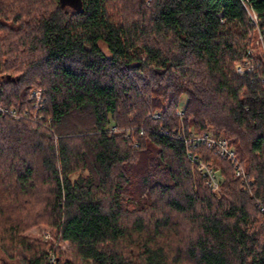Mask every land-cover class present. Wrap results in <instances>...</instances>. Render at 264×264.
Instances as JSON below:
<instances>
[{
    "label": "trees",
    "instance_id": "trees-1",
    "mask_svg": "<svg viewBox=\"0 0 264 264\" xmlns=\"http://www.w3.org/2000/svg\"><path fill=\"white\" fill-rule=\"evenodd\" d=\"M246 8L264 36V0H0L8 258L264 264V55ZM189 133L227 139L244 177ZM39 223L67 259L21 236Z\"/></svg>",
    "mask_w": 264,
    "mask_h": 264
},
{
    "label": "built area",
    "instance_id": "built-area-1",
    "mask_svg": "<svg viewBox=\"0 0 264 264\" xmlns=\"http://www.w3.org/2000/svg\"><path fill=\"white\" fill-rule=\"evenodd\" d=\"M242 3L245 6L244 1ZM247 9V8H246ZM249 19L251 23L255 26L256 31H257V41L256 44L261 46L262 53L264 55V36L262 35V32L260 31L258 27V20L256 18V15L247 9ZM249 53H252V49L249 51ZM264 58V56H263ZM253 69V66L247 65V64H240L236 63L234 66L235 74L236 75H243L245 72L251 71ZM264 82V81H263ZM184 142L187 145L195 144L198 142L205 143L208 148H216L219 155L226 158L228 161L232 162L235 168V175L237 177H244V172L242 168L240 167L239 162L237 161L233 149L229 146V143L227 139L225 138H216L214 135L211 133H202V134H194V133H189L187 138H184ZM199 171L208 176L209 181L208 185L214 190L218 191V179L213 171L212 168L207 167L201 163H199Z\"/></svg>",
    "mask_w": 264,
    "mask_h": 264
},
{
    "label": "rangeland",
    "instance_id": "rangeland-1",
    "mask_svg": "<svg viewBox=\"0 0 264 264\" xmlns=\"http://www.w3.org/2000/svg\"><path fill=\"white\" fill-rule=\"evenodd\" d=\"M257 41V33L254 35L253 38V44H252V49L256 54H261L262 49L260 45L256 44ZM42 91L39 88L32 87L29 91V98L34 101V107L35 111L32 113L34 116L32 117L33 120L35 119V114H37V109L39 106H41L42 102ZM186 98L182 97L181 99V107L183 104H185ZM14 109V108H13ZM12 110V108H11ZM14 111H16L14 109ZM13 116H16L15 112ZM157 115L154 114L153 117H156ZM39 118V117H38ZM18 119V118H16ZM221 138H224L223 136H220ZM215 193H219L218 191H214ZM21 236L25 237L31 241L35 242H41L44 243L45 245V252H50L53 257H57L56 251L60 252L62 255V260L67 259V256H64L66 251L68 250V243L65 241L60 240V237L55 233V231L49 227L48 225L44 223H39L36 225H33L24 231L21 232ZM56 250V251H55ZM55 255H54V253ZM0 264H21V261L19 260H11L10 258L7 257V255L4 253L2 250V247L0 246Z\"/></svg>",
    "mask_w": 264,
    "mask_h": 264
}]
</instances>
